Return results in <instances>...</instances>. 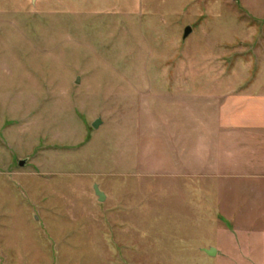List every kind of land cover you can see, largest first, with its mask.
Segmentation results:
<instances>
[{
  "label": "rangeland",
  "instance_id": "1",
  "mask_svg": "<svg viewBox=\"0 0 264 264\" xmlns=\"http://www.w3.org/2000/svg\"><path fill=\"white\" fill-rule=\"evenodd\" d=\"M259 82L264 0H0V264H264Z\"/></svg>",
  "mask_w": 264,
  "mask_h": 264
},
{
  "label": "crops",
  "instance_id": "2",
  "mask_svg": "<svg viewBox=\"0 0 264 264\" xmlns=\"http://www.w3.org/2000/svg\"><path fill=\"white\" fill-rule=\"evenodd\" d=\"M252 87V86H251ZM255 90L264 89V82L255 83ZM220 127H245L264 130V95L229 97L220 108Z\"/></svg>",
  "mask_w": 264,
  "mask_h": 264
},
{
  "label": "water",
  "instance_id": "3",
  "mask_svg": "<svg viewBox=\"0 0 264 264\" xmlns=\"http://www.w3.org/2000/svg\"><path fill=\"white\" fill-rule=\"evenodd\" d=\"M35 1H36V0H34V2H35ZM191 33H192V28H191V27H188L187 30H186V35H185V37L187 38ZM100 124H101V120H98V121H96V122L94 123V126H95L96 128H99ZM25 164H26V161H21V166H24ZM96 192H97V195L99 196L100 201H101V202H104V201L106 200V195H105L104 192H102V191L100 190V188H99L98 185L96 186ZM203 251H204L205 253H207L208 255L212 256V257H215V256L218 255V249L215 248V247H212V248H210V249H208V248H204Z\"/></svg>",
  "mask_w": 264,
  "mask_h": 264
}]
</instances>
